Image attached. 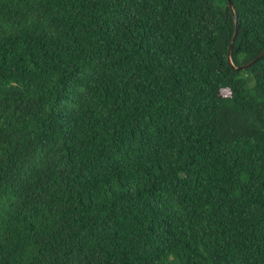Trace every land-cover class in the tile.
<instances>
[{
  "label": "trees",
  "instance_id": "obj_1",
  "mask_svg": "<svg viewBox=\"0 0 264 264\" xmlns=\"http://www.w3.org/2000/svg\"><path fill=\"white\" fill-rule=\"evenodd\" d=\"M234 65L264 0H231ZM228 0H0V264H264V54Z\"/></svg>",
  "mask_w": 264,
  "mask_h": 264
},
{
  "label": "water",
  "instance_id": "obj_2",
  "mask_svg": "<svg viewBox=\"0 0 264 264\" xmlns=\"http://www.w3.org/2000/svg\"><path fill=\"white\" fill-rule=\"evenodd\" d=\"M228 4L233 11L232 1L228 0ZM233 17H234L235 26H234V32H233V35L230 39L228 50H227V61L235 70H238V69H244V68L248 67L249 65L254 63L257 59H259L264 54V48L255 57H253L248 62H246L244 64L237 65V66L234 65L232 60H231V56H230L231 51H232V45H233L234 39H235L236 34H237V30H238L237 18H236V15L234 14V11H233ZM263 117H264V107H263Z\"/></svg>",
  "mask_w": 264,
  "mask_h": 264
}]
</instances>
